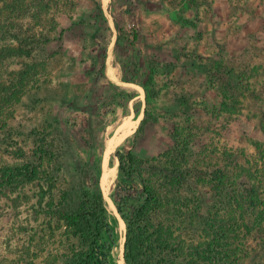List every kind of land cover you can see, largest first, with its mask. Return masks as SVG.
Masks as SVG:
<instances>
[{
    "label": "rangeland",
    "instance_id": "obj_1",
    "mask_svg": "<svg viewBox=\"0 0 264 264\" xmlns=\"http://www.w3.org/2000/svg\"><path fill=\"white\" fill-rule=\"evenodd\" d=\"M52 12L57 34L37 48V86L0 162L18 148L32 160L44 137L60 163L50 185L0 194V264H68L80 240L54 209L82 200L90 166L102 185L107 155L108 264H125L144 184L174 231V264H264V0H67Z\"/></svg>",
    "mask_w": 264,
    "mask_h": 264
},
{
    "label": "trees",
    "instance_id": "obj_2",
    "mask_svg": "<svg viewBox=\"0 0 264 264\" xmlns=\"http://www.w3.org/2000/svg\"><path fill=\"white\" fill-rule=\"evenodd\" d=\"M64 1L67 0H0V150L7 145L5 140L11 132L9 121L14 117L18 104L27 92L37 86L40 70L37 48L51 41L54 33L57 34L59 24L52 11ZM97 5L103 13L101 4L98 2ZM53 145L52 141L41 137L33 149L32 160L27 158V152L18 148L13 162H0V194L7 188L39 179H48L50 185L53 173L49 168L60 163V156ZM116 153L119 154L120 150ZM127 157L133 162L132 154H127ZM119 159L124 162L125 155L121 154ZM89 169L91 181L82 187L79 194L82 200L75 198L77 201L71 208L68 203L54 209L59 218L70 220L69 224L75 230L72 234L80 240L78 246L73 244V256H69L68 264H108L102 249H112L116 244L102 191V188L106 191L104 178L102 188L99 184L101 168L96 175L93 166ZM120 169L126 178L133 174L122 164ZM143 192L146 196L144 204L128 220L125 264H174L177 259L174 253L179 251L174 231L155 218L150 206L152 202H149L153 196L152 189L144 184ZM104 237L106 240L102 241ZM172 253L174 256L170 257Z\"/></svg>",
    "mask_w": 264,
    "mask_h": 264
},
{
    "label": "bare ground",
    "instance_id": "obj_3",
    "mask_svg": "<svg viewBox=\"0 0 264 264\" xmlns=\"http://www.w3.org/2000/svg\"><path fill=\"white\" fill-rule=\"evenodd\" d=\"M116 143L117 142H113V144L111 145V149H113L114 147H115V145H116ZM109 163V158H108V155H107V157H106V160H105V163H104V166H103V174H102V180H103V178H104V174H105V169H106V167H109L110 166V164H108ZM101 180V181H102ZM102 183V182H101ZM102 186V185H101Z\"/></svg>",
    "mask_w": 264,
    "mask_h": 264
},
{
    "label": "water",
    "instance_id": "obj_4",
    "mask_svg": "<svg viewBox=\"0 0 264 264\" xmlns=\"http://www.w3.org/2000/svg\"><path fill=\"white\" fill-rule=\"evenodd\" d=\"M108 158L110 159V158H111V155H109ZM103 160H105V158H104ZM98 168H99V167H98ZM97 170H98V169H97Z\"/></svg>",
    "mask_w": 264,
    "mask_h": 264
}]
</instances>
